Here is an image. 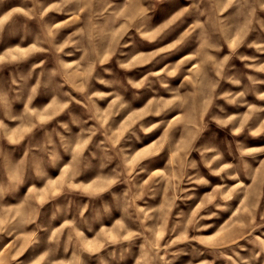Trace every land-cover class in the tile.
<instances>
[{"label":"rangeland","instance_id":"rangeland-1","mask_svg":"<svg viewBox=\"0 0 264 264\" xmlns=\"http://www.w3.org/2000/svg\"><path fill=\"white\" fill-rule=\"evenodd\" d=\"M0 264H264V0H0Z\"/></svg>","mask_w":264,"mask_h":264}]
</instances>
